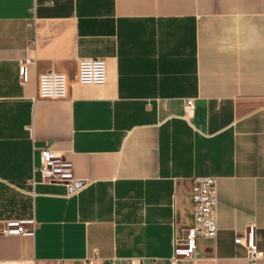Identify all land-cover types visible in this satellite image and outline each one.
<instances>
[{
    "label": "crops",
    "instance_id": "0c3cea01",
    "mask_svg": "<svg viewBox=\"0 0 264 264\" xmlns=\"http://www.w3.org/2000/svg\"><path fill=\"white\" fill-rule=\"evenodd\" d=\"M82 58L105 60L104 84L75 80ZM50 70L67 98L35 99ZM45 145L71 188L31 186ZM202 176L216 236L177 264H245L248 224L264 251V0H0V260L169 264ZM30 216L32 234L3 233Z\"/></svg>",
    "mask_w": 264,
    "mask_h": 264
},
{
    "label": "built area",
    "instance_id": "2783aa9c",
    "mask_svg": "<svg viewBox=\"0 0 264 264\" xmlns=\"http://www.w3.org/2000/svg\"><path fill=\"white\" fill-rule=\"evenodd\" d=\"M34 60L26 56L20 61L19 73L24 81L27 76V65ZM106 63L102 58H82L78 61L75 80L80 84L102 85L106 82ZM69 93V79L61 72L46 71L38 76L37 93L35 99H64ZM194 108L191 98L184 100V113L190 114ZM31 186L39 183H62L71 188L73 178L71 163L64 155L52 149L49 145L43 146L39 151V166L33 168ZM38 174L39 179H35ZM193 219L194 223L181 238H174L172 255L169 264H177L180 260H195L198 258L196 241L199 238L214 239L217 232V184L212 176L197 177L193 190ZM35 221L33 216L25 219H9L5 221V235L32 234ZM255 224L250 223L236 241L246 250V263L256 264L264 259V251L259 250L255 241ZM96 256L88 257L84 264H94ZM0 264H29V260H0ZM56 264H66L58 260ZM130 264V263H129Z\"/></svg>",
    "mask_w": 264,
    "mask_h": 264
},
{
    "label": "rangeland",
    "instance_id": "374dc122",
    "mask_svg": "<svg viewBox=\"0 0 264 264\" xmlns=\"http://www.w3.org/2000/svg\"><path fill=\"white\" fill-rule=\"evenodd\" d=\"M25 219V218H24Z\"/></svg>",
    "mask_w": 264,
    "mask_h": 264
}]
</instances>
